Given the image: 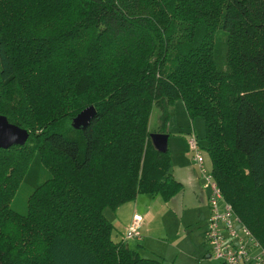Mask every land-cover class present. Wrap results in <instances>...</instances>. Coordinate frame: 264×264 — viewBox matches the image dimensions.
<instances>
[{"label":"trees","instance_id":"trees-1","mask_svg":"<svg viewBox=\"0 0 264 264\" xmlns=\"http://www.w3.org/2000/svg\"><path fill=\"white\" fill-rule=\"evenodd\" d=\"M176 99L264 248V0H0V114L29 134L0 148V264H163L103 211L182 188L148 129Z\"/></svg>","mask_w":264,"mask_h":264},{"label":"rangeland","instance_id":"rangeland-1","mask_svg":"<svg viewBox=\"0 0 264 264\" xmlns=\"http://www.w3.org/2000/svg\"><path fill=\"white\" fill-rule=\"evenodd\" d=\"M169 110L167 146L173 176L182 183L176 202L166 204L160 195L142 194L138 195L137 201L126 202L116 209L105 208L103 213L115 223L112 237L117 239L115 229L123 232L124 218L131 216L133 207L139 205L138 211L143 214L138 248L141 256L158 258L163 264H222L213 257H207L208 245L203 229L209 215L207 199L210 192L203 188V179L199 177V169L187 143L189 135L196 139L205 168L209 169V155L202 148L205 146L203 119H191L181 99L170 102ZM159 114L160 109L153 106L148 120L150 133L158 129Z\"/></svg>","mask_w":264,"mask_h":264},{"label":"built area","instance_id":"built-area-1","mask_svg":"<svg viewBox=\"0 0 264 264\" xmlns=\"http://www.w3.org/2000/svg\"><path fill=\"white\" fill-rule=\"evenodd\" d=\"M187 143L203 179V188L210 192L207 199L210 216L205 241L210 248L211 256L224 264H264V248L235 215L231 205L224 200L211 171L204 166L201 147L196 139L189 135ZM141 225L142 217L134 215L121 239L124 241L138 239Z\"/></svg>","mask_w":264,"mask_h":264},{"label":"water","instance_id":"water-1","mask_svg":"<svg viewBox=\"0 0 264 264\" xmlns=\"http://www.w3.org/2000/svg\"><path fill=\"white\" fill-rule=\"evenodd\" d=\"M95 115L93 106L82 110L74 119L73 125L77 128H84ZM27 130L10 123L7 118L0 114V148L6 149L13 145H23L28 139ZM154 149L164 153L168 150L166 133H151L149 135Z\"/></svg>","mask_w":264,"mask_h":264},{"label":"crops","instance_id":"crops-1","mask_svg":"<svg viewBox=\"0 0 264 264\" xmlns=\"http://www.w3.org/2000/svg\"><path fill=\"white\" fill-rule=\"evenodd\" d=\"M170 111V110H169ZM210 159V158H209ZM197 167V166H196ZM211 168V162L209 163V169ZM189 176V175H188ZM199 177H200V174H199ZM175 178V177H174ZM191 179H192V177H190ZM176 179V178H175ZM177 181H178V179H176ZM180 182V181H179ZM181 183V182H180ZM182 184V183H181ZM140 196H142V194H139ZM176 196H177V194L175 195V196H173L171 199H169L168 201H165V203L166 204H168L169 203V201H171V202H173V203H175L176 202ZM138 197V196H137ZM137 197L133 200V201H137ZM131 202V201H130ZM129 202V203H130ZM207 204H208V202H207ZM138 204H137V206H135V207H133V209H132V212H131V216H128L127 215V217L126 218H124V220H125V223H124V229L130 224V222H131V220H132V218H133V216L134 215H140L141 217H142V221H143V214L142 213H140L139 211H138ZM209 216V215H208ZM108 219V218H107ZM109 220H110V218H109ZM207 220H208V217H207V219H206V224H205V226H204V229H203V237L205 238V230H206V227H207ZM111 223H112V225H113V228H114V225H115V223L111 220ZM115 231H116V233L118 232V238L116 239V238H113L114 240H119V239H121V236H122V234H123V232L125 231H120V230H117V229H115ZM140 238L141 237H139L138 239H134L135 241H133V242H130V240H128V242H125L126 243V245L128 246V248H130V249H133V250H135L137 253L139 252L138 251V248H139V246H140V242H139V240H140ZM206 253H207V257H210V255H209V248H208V246H207V248H206ZM139 254V253H138ZM140 255V254H139ZM141 256V255H140ZM142 257H144V256H142ZM148 258H154V257H148Z\"/></svg>","mask_w":264,"mask_h":264},{"label":"bare ground","instance_id":"bare-ground-1","mask_svg":"<svg viewBox=\"0 0 264 264\" xmlns=\"http://www.w3.org/2000/svg\"><path fill=\"white\" fill-rule=\"evenodd\" d=\"M153 133H158V132H153ZM151 134V133H150ZM149 134V135H150ZM203 159H204V157H203ZM204 162H205V160H204ZM196 165V164H195ZM205 166V165H204ZM208 170H210L211 171V169H208ZM201 178V177H200ZM219 186V185H218ZM222 193V192H221ZM223 195V194H222ZM223 198H224V196H223ZM225 200V199H224ZM226 201V200H225ZM227 202V201H226ZM228 203V202H227ZM209 207V206H208ZM232 207V206H231ZM233 209V208H232ZM233 212H234V210H233ZM235 213V212H234ZM236 215V214H235ZM209 216H210V210H209ZM209 216H208V219H209ZM237 216V215H236ZM238 217V216H237ZM239 218V217H238ZM240 219V218H239ZM241 221V220H240ZM242 222V221H241ZM243 223V222H242ZM207 224H208V220H207ZM244 224V223H243ZM206 229H207V227H206ZM205 232H206V230H205ZM208 248H209V246H208ZM209 255H210V257H212L211 256V251H210V248H209ZM214 259V258H213ZM218 261V260H217ZM222 263V262H221ZM222 264H224V263H222Z\"/></svg>","mask_w":264,"mask_h":264}]
</instances>
